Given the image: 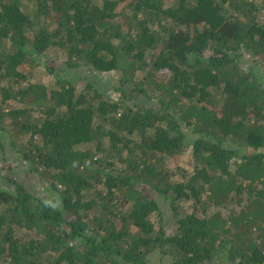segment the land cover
Wrapping results in <instances>:
<instances>
[{
  "label": "trees",
  "instance_id": "1",
  "mask_svg": "<svg viewBox=\"0 0 264 264\" xmlns=\"http://www.w3.org/2000/svg\"><path fill=\"white\" fill-rule=\"evenodd\" d=\"M263 15L0 0V264H264Z\"/></svg>",
  "mask_w": 264,
  "mask_h": 264
},
{
  "label": "rangeland",
  "instance_id": "2",
  "mask_svg": "<svg viewBox=\"0 0 264 264\" xmlns=\"http://www.w3.org/2000/svg\"><path fill=\"white\" fill-rule=\"evenodd\" d=\"M262 19L264 20V15L262 16ZM46 55H47L48 59L53 60V61L49 60V62H54L53 64H55V65L57 63H60V62L64 64V62L66 61L64 54L55 48L51 49V52L49 54H46ZM46 55H45V57H46ZM38 67L39 68L36 71H33V74H34L33 81L38 82V83L43 81V82H48L50 84V82H49L50 80L47 76L48 73L43 68V62L40 61V64ZM82 69L87 71L84 67ZM64 78H65V76H64ZM103 78L107 79V84H105V85H102V83H101L103 81ZM51 79L54 82L52 77H51ZM118 79H119V76L115 73L100 74V77L97 75V72H95L94 74L83 73V75L81 76V79L77 81V85L81 86V85H85L89 82L100 83L99 86H101V89L107 90V92H105V93L107 95L109 94L108 96L114 98V97H116L117 93L114 92L112 86L118 85V83H119ZM0 102H1V97H0ZM13 155H15L14 152L10 153L8 157H9V160L12 164L14 177L17 178L18 180H20L21 178H23L22 176L26 172V166H23L20 161L15 160ZM177 164L178 163H175V165H177ZM1 165H3V162L0 163V174L3 175L4 171L1 170ZM1 181H3V180H1ZM0 185L5 186L3 183ZM37 191L39 193V191H41V189L37 188ZM40 195L43 196L42 192L40 193Z\"/></svg>",
  "mask_w": 264,
  "mask_h": 264
}]
</instances>
